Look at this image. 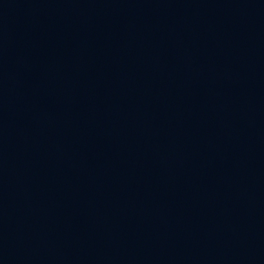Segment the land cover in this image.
Returning a JSON list of instances; mask_svg holds the SVG:
<instances>
[{"label": "water", "instance_id": "water-1", "mask_svg": "<svg viewBox=\"0 0 264 264\" xmlns=\"http://www.w3.org/2000/svg\"><path fill=\"white\" fill-rule=\"evenodd\" d=\"M0 264H264V0H0Z\"/></svg>", "mask_w": 264, "mask_h": 264}]
</instances>
